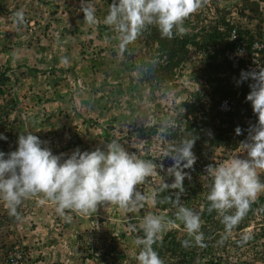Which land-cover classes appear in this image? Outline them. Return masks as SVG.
I'll return each instance as SVG.
<instances>
[{"label": "clouds", "instance_id": "clouds-1", "mask_svg": "<svg viewBox=\"0 0 264 264\" xmlns=\"http://www.w3.org/2000/svg\"><path fill=\"white\" fill-rule=\"evenodd\" d=\"M243 1H221V4L216 5L218 10L214 9L213 15H209L214 20L218 17V12L225 11L227 40L231 27L237 28L239 36L245 33V29L241 25L252 16L258 15L259 2L263 0H246V6H242ZM207 2L209 4L208 0H112L104 23L115 33L118 45L114 44L113 47L107 48L104 44L102 46L99 44V47L106 50V53L102 54L103 57L110 54L107 51H111V55H114L113 58L122 56V52L127 51L128 46L133 44L149 26H156L162 38L172 39L175 35L186 34L185 21ZM81 10L87 25L94 27L98 24L101 25L102 22L99 23L96 8L91 0H82ZM14 15L18 24L25 22L22 11H17ZM229 49L223 50L225 59L227 57L224 55V51ZM199 55L200 59L196 65L201 62L202 56ZM228 61L230 62V60ZM230 68L233 70L230 75L232 80L238 66L233 68L230 62ZM186 69L183 73L186 72ZM189 70L191 71L192 67ZM248 79H252L254 83L248 86ZM243 81L245 86L251 89L246 100L251 102L258 122L251 126L247 142H239L231 152L224 151L230 161L219 166L209 165L207 168V173L212 179L207 195L209 202L207 211L209 213L215 211L224 225V235L219 241L221 244L231 236L233 230L243 221L252 204L257 201L258 195L264 193V181L260 179L261 172H264V67H261L259 71H242L237 84ZM196 84L199 88V83L196 82ZM182 95L185 98V95ZM224 100L227 101L226 98L221 99L218 105L221 111L228 110V107L222 106ZM12 120H14L13 117L10 121ZM15 121L14 128H16L15 124H18V118ZM168 127H172V125H165L162 132L166 133ZM235 131L237 135L242 134L240 127H237ZM0 139L6 140L7 137L0 133ZM17 143L18 147L15 151L7 154L0 151V213H2L0 214V230L8 224L4 217H1L2 215L13 216L16 222L21 217L20 214L29 217V214L32 213L36 217L38 214L36 205L41 204L50 205V207L56 206L58 213L55 217H66V215L77 217L79 214L90 217L97 212L98 207L108 204L118 206L129 212L135 211L138 207H142L145 202V196L139 190V186L143 185L148 178L157 175V169L163 170V165H166L167 174L171 176L168 182L171 184L162 182L159 192L178 190L174 199L177 206L175 221H179L183 225L189 237V239L182 240L181 245L189 247L194 240L197 245L205 246L201 231L200 213L182 206L179 200L180 193L184 192L183 181L188 176V173L183 170L191 168L196 160L192 151L195 138L192 136L169 145L167 149L163 148L166 152L162 156V150L160 155L165 163L158 161L159 164L152 160L138 158L134 153L126 151L115 140L106 144V150L100 148L83 152L76 150L66 159H62L63 154L55 155L49 148L42 147L44 142L30 131L21 133ZM244 154H246V158L241 157ZM6 156L7 158H5ZM169 160L173 161L172 165L167 164ZM25 199L28 201L26 204L24 203ZM171 200V197H165L159 202L164 203ZM156 202L153 200V203ZM66 218L70 219V217ZM133 218L136 219V217L130 219ZM111 219V221H116L115 216H112ZM127 221L122 222L128 229ZM175 221L161 215L148 214L143 218L141 224L143 237H138L133 241L129 229L127 232H121L122 238L127 239L129 243H132V246L135 244L140 249L135 257L138 264H164L153 245L160 241L166 230L175 226ZM28 222L34 223L32 220ZM11 225H7L11 227L10 235L13 234L12 230L14 229ZM67 225H69L67 222H63L58 230L55 228L50 230L45 227L50 230V233L42 234L41 237H49L46 240L47 244L44 245L47 255L50 246L54 245L55 249L62 247H57L56 239L61 235V226L66 228ZM32 226L35 227L33 224ZM47 226L49 227V225ZM251 227L247 226L244 230L248 231ZM89 228H83L81 232L88 234L94 230V227ZM250 238V235L245 234L238 243H246ZM117 239L115 238L116 241ZM119 241L120 239L117 244ZM43 244L44 241H42ZM23 245L26 246L14 244L8 248V252L13 247L17 248L22 256L21 264L28 262L37 264V261H42L44 264L46 262L44 260L48 259L46 255L42 259L33 257L28 252L27 244L23 243ZM67 246L69 245L67 244ZM5 253L0 255V261L7 254ZM124 256L130 258L127 255Z\"/></svg>", "mask_w": 264, "mask_h": 264}, {"label": "trees", "instance_id": "trees-1", "mask_svg": "<svg viewBox=\"0 0 264 264\" xmlns=\"http://www.w3.org/2000/svg\"><path fill=\"white\" fill-rule=\"evenodd\" d=\"M106 1L103 0V3L109 7L106 10L98 9L96 12L98 19L101 17L99 11L105 17L109 12L111 3L109 1L106 3ZM246 5L247 1L244 0L242 6ZM215 10H218L217 6H215ZM3 11H5L4 1L0 0V15L3 14ZM209 13V7L205 4L185 21L186 34L175 35L172 39L162 38L156 26H149L133 44L128 46L127 51L122 52V59L118 65L114 64V55H111V51H107L110 54L103 57L102 54L106 53L103 47H98L95 52L89 51L88 59L84 57L81 59L86 60L83 62V64H87L86 70L100 75L103 78L101 84L108 85L109 92L115 91L116 94L124 92L120 87L119 73L121 71L128 72L130 79L134 80V84L129 82L126 92L131 95L130 100H134L127 102L128 105L135 108L137 107L135 99H141L143 89L166 91L175 88L178 85L177 79L186 67L192 66L189 79L194 83L198 82L199 88L181 89L180 92L184 93L185 98L179 103V106L173 107L171 114H167L163 108H158L154 112V121L149 125H140L134 129V132L144 142L141 150H147L152 139L159 138L160 146L167 149L169 145L179 142L185 137L195 138L192 151L196 160L191 168L183 170L188 173V176L183 181L184 192L180 193L179 200L182 206L200 213L205 246L197 245L194 240L189 247L181 245V241L189 239V237L183 225L179 221H175L177 206L174 199L178 190L160 193L159 187L163 183H157L151 185L152 191L150 192L152 203L153 200L157 201L153 203V208L156 209L154 215L174 220L175 226L166 230L160 241L153 247L164 264H264V193L258 195L257 201L252 204L246 217L222 244L219 241L224 235V225L215 211L211 213L207 211L209 203L207 195L210 191L209 185L212 183L211 176L207 173V168L212 161L210 158L214 154L216 157L226 159L224 151L231 152L239 142H247L251 126L258 122L251 102L246 100L251 89L245 86L244 81L237 84L241 72L245 71L241 65L243 61L240 62L238 70L231 80L230 75L233 70L230 68V62L223 56L225 48L233 49L232 42L227 40L225 11L218 12V17L214 20L209 17ZM82 15L84 16L83 11H81ZM71 18L69 16V21L72 20ZM104 19L101 25L95 26L98 31L107 27ZM77 28L74 26L69 29V32L71 33ZM105 39L109 41L108 37ZM114 44L118 45L116 39ZM192 52L202 56L198 65L193 62ZM136 68L139 69V74L132 75L131 71ZM108 78L111 80H106ZM9 80L10 77L0 69V95L4 93L3 87H6ZM94 88L96 89V87ZM114 98L116 99V97ZM224 98L228 102L227 111H221L218 108L220 100ZM9 102L10 100H8ZM6 105L0 104V133L7 137L6 140L0 139V151L5 154L17 149L18 136L22 133L15 130L14 123L10 120L7 121L8 109H6ZM165 125H172L167 128L166 133L162 132ZM108 127L110 126L107 128L105 126L103 131L113 129L112 126ZM237 127L241 128L242 134H236ZM83 151L88 150L84 147L81 152ZM241 157L246 158V154ZM142 158L159 164L158 159L150 155ZM169 161L167 164L172 165L173 161ZM260 179L264 181V172H261ZM147 182L150 184L149 178ZM167 183L171 184V182ZM165 197H171L172 200L160 203L159 201ZM24 203H28L27 199L24 200ZM4 215L1 217H4L6 223L15 224V217ZM139 221V219L133 218L126 222L133 241L144 235L141 229L142 222ZM247 226L252 227L246 231L244 228ZM110 231L101 233V240L97 245L93 244L91 233L74 232L73 243L83 250V253L86 252L90 259L93 258L103 264H118L123 259H126V264H138L135 257L140 249L134 244L132 246L134 257L125 258L126 256L117 250V241ZM245 234L250 235L251 238L246 243H238ZM8 250L6 249L5 252L7 253Z\"/></svg>", "mask_w": 264, "mask_h": 264}, {"label": "rangeland", "instance_id": "rangeland-1", "mask_svg": "<svg viewBox=\"0 0 264 264\" xmlns=\"http://www.w3.org/2000/svg\"><path fill=\"white\" fill-rule=\"evenodd\" d=\"M3 1L5 5V11H3V14L0 15V69L11 75L12 81L8 85L10 94H17V92L20 93L21 90H28L29 86L32 85L34 86V89H32L33 91L30 94H32L35 98H40V100H38L39 102L37 103L39 108L42 109L43 106L41 105H43L44 103V98H47V84L43 83V79L41 80L43 74L38 71V68L36 69V65L34 64V56H36L38 52V42L44 43L47 49L52 48V46L54 45L56 46L55 48H60L58 44L52 42V39L61 35L64 29L63 25H73L75 24V20L78 19L82 21V27H79L80 29L77 32H85L87 29L84 25L87 24L84 21V16H81L82 0ZM208 1L210 4L209 15L212 16L215 6L221 4V1L224 0ZM91 2L96 8V12H98V9L106 10L109 7L108 5H105L103 3V0H91ZM225 2H227V0H225ZM17 11H22L24 13L25 22L23 24H18L15 20L14 14ZM69 16L72 17L71 21H69L68 19ZM100 16L101 17L98 19L99 23H101L105 17L102 13L100 14ZM66 28L69 30L71 27L67 26ZM93 31L96 32L97 30L94 29ZM6 35L9 36V40H7ZM79 36L80 35H75V39L73 38V36H71L70 41L68 43L66 41L67 46H62V50H66V47H69V49L71 50V58H74L75 56L78 59L83 57L88 59L90 57L88 55L89 51L92 50L93 52H95V49L98 50L99 44L101 46L103 45V43L99 41L96 33L90 35V37ZM77 39L83 40L82 45L83 47H85L84 50H82L81 48H77ZM17 54L18 56H25L27 60V62L22 64V66L16 64L14 58ZM192 55L194 58L193 62L196 65V63L199 62L200 55L194 52H192ZM117 57L118 56L114 57V59ZM86 66L87 64L84 63L81 64L78 68L83 67L84 69H86ZM190 67L192 66L190 65L186 69V72L183 73L177 80L178 85L175 88L169 90L167 89L166 91H158L156 89L149 90L148 88L143 89V91L141 92V99H135V104L137 107L135 108V111L132 112V114H129L128 111H126L127 109H124L123 101L125 98H128V93L119 95V101L115 104H112L113 106H111L110 112H115V118L121 120V122L119 123V125L116 124L113 130L108 134L103 133V121L99 120V115L97 116L98 110L102 108L96 106L95 102L92 103L88 101V104H86L88 105L86 111L84 112V120H86V124L82 125L83 122L77 120L80 117L79 114L83 113V103L81 102V99L83 98L88 100L90 97V94L81 96L82 92L85 91L87 93L88 90H92L93 94L101 93L97 91L98 88H82L84 84H82L81 82L84 81H80V78L78 79L79 81H76L75 89H72V82H66L70 85V90H72L71 92H74V94L71 95V97L63 105V109H61L60 111L61 117L58 118L57 116H54V119L56 117L57 119L55 123L51 125L52 128H50V130L52 131H46V133H48L47 136L50 137V141H47V137H45V135L42 139L44 143L41 146L49 148L55 155L63 154L62 159H66L74 151H82L84 147H86L88 151H93L97 148L106 150V144L115 140L119 144H121L126 151H128L129 153H134L140 159H143L142 157L144 156L150 155L158 159V161L165 163V160L162 159L160 155L163 148H161L160 146L161 141H159V138H157L156 140L152 139V142L149 144L147 150H141L144 142L137 137V133L134 132V129L139 127L140 125L151 124L155 118L154 112L158 108H163L167 111V114H171L173 112V107L179 106L180 101L182 100V98H184V96L182 95L184 93L180 92L181 89L185 88L188 90H193L197 88L198 84L189 79ZM42 68H44V65L42 66ZM28 69L35 70L36 78L33 77L34 73L27 71ZM26 72L29 73V76L31 77L30 80L26 78V75L23 76V74ZM70 73L72 77H75L74 69H72ZM44 74L46 76L52 75L53 72L51 71V69H47L46 73ZM89 74L90 72L88 71L87 75ZM133 75H135V73H133ZM119 76H121L122 79H125V73L120 72ZM95 79L97 81V85L95 86H99L98 84L101 83V80L93 77V80ZM62 85L63 83L60 84V86ZM63 89L65 90L66 87L64 86ZM107 90L109 91V88ZM61 102L63 104L64 100ZM27 103L31 104V101L28 100ZM156 104L158 105L157 107L155 106ZM19 106L20 105H18V103L14 107L6 105V109H8V113L6 115L7 121L13 117L14 122H16L15 119L18 118V123L20 122V120L22 123L26 118L24 119L22 117L21 112H23V114L25 115L34 112V108H27V110L23 108V111H20ZM100 112L103 111L100 110ZM69 114L76 115L74 116L75 118L73 120L77 121V123H67V125H69L68 131L63 132L62 134H58V136L57 133L55 134V125L58 121H60L59 124L65 122V117H67V115ZM11 122L14 123L13 120ZM15 126L20 125L15 124ZM64 130H66V128ZM32 134L37 135L36 133ZM39 136L42 137L41 135ZM88 136L90 137L87 138ZM53 140L57 142H54ZM76 140H78V142H76ZM165 152L166 151L164 150L162 151V156H164ZM211 158L212 166H219L222 163L230 161L229 158L221 159L218 156L216 157L214 154ZM157 172V175L149 178L150 184L146 181L143 185L139 186V190L145 196V202L143 203L142 207H138L135 211L132 212L121 209L118 206L108 204L106 206L98 207L97 212L92 214L90 217L81 214H79L77 217L66 215V217H70V219H67L65 216L55 217V215L58 213L56 210V206L50 207V205L44 204H41L39 206L36 205V209L38 210V214L36 217L35 214L32 213L29 214V217L24 214H20L21 217L18 218V222L21 225V228L19 231L14 229L12 230L13 234L10 235L9 233L11 227L7 226L8 224H6L5 227L0 230V255L5 252V250L8 249L11 245L17 244L19 246H26L23 245L24 243L27 244L28 249H31L30 254L33 257L42 259L45 255L48 256V259L44 260L46 261L44 264H103L102 262L95 261V259L93 258L90 259V257H87V253H83V250L78 248L75 243L73 244L72 241L74 232H81L83 228L86 229L87 227H90L89 229H92L94 227V230L91 231V239L93 244L97 245V243H99L101 240V233L109 232L110 228H112V231L110 232L113 234L114 238H118L117 241L120 239L117 244L118 250L130 258L133 257L132 243H129L127 239L122 238L121 235L122 231L127 232L128 230L127 227L123 225L122 221L129 220L132 217H136V219L140 220L139 222H143V218L146 215L154 214L156 209L153 208L152 197L150 195V192L152 191L151 185L162 182L167 183L171 178V176L167 174L166 165H163V170L161 169L159 171L157 169ZM112 216L116 217V221H111ZM98 219L101 221L97 222L99 221ZM29 220H32V222H34L32 224L35 227H33L32 224L28 222ZM63 222H67V224L69 225H67L66 228L61 226V235H59V237H57L56 239V242L58 243L57 247L62 246L60 249H55L60 253V257L54 255L52 256L53 253H51V251H53V249L51 246L48 249L49 252L47 255L46 249H44L42 245V241H44V238L41 237L43 236L42 234H45L43 233V230L46 229L45 227L50 230H52L53 228L58 230ZM47 225H49V227ZM50 230L46 229V234L50 233ZM16 232H19L20 234ZM67 244L70 247L67 246ZM49 257H51L52 259H50ZM126 263V259L123 263L122 261L118 262V264ZM37 264L43 263L42 261H37Z\"/></svg>", "mask_w": 264, "mask_h": 264}, {"label": "crops", "instance_id": "crops-1", "mask_svg": "<svg viewBox=\"0 0 264 264\" xmlns=\"http://www.w3.org/2000/svg\"><path fill=\"white\" fill-rule=\"evenodd\" d=\"M108 1L110 3H112L111 0H107L106 3ZM101 13L102 12L99 11V14H101ZM67 26H69L71 28H73L74 26H77L78 28L71 31V33H70L69 30L66 28ZM67 26L64 25V28L67 30H63V32L61 33L60 36H57L56 38L52 39V42L58 44L60 46V48L57 49V48H55L56 46L54 45V46H52V48L47 49L45 44L42 42H38V45H37L38 52H37L36 56H34L35 57V60H34L35 63L34 64L36 65V69L38 68V71H40V73L43 74V77L41 78V80L43 79V83L47 84V90H46L47 98H44V103H43V105H41V106H43L42 109L39 108L38 103H37V102H39L38 100H40V98H38V97L35 98L32 94H30L33 91L32 89H34V86H32V85L29 86L28 90H25V91L21 90L20 93L17 92V94H10L9 93L10 90H8V88H9L8 85L10 84L12 79H11V75L5 72V74L10 77V80H9V83L6 85V87H3L4 93L0 95V104L6 105V101H7V105H10V107H14L18 103V105H20L19 106L20 111H23V108L25 110H27V108H34V112H32V113L27 112L28 114L25 115L22 112V117L24 119L25 118L26 119L22 123L20 120V122L18 123L20 126H16L15 130H19L22 133L29 132V131L32 133H36L38 135V137L41 139V141L45 135H46L45 137H47L46 138L47 141L48 142L50 141V137L47 136L48 133H46V131H52V130H50V128H52L51 125L55 123L57 117L58 118L61 117L60 111H61V109H63V105L67 102V100L71 97V95L74 94V92H71L72 90H70V85L67 84L66 82H68V83L72 82V87H73L72 89H75L76 81H79L78 80L79 78H80V81H84V82H81L82 84H84V86L82 88L86 89V88L93 87V89H94V87H97L98 88L97 91H99L101 93H98V94L94 93L93 94L92 90H90V91L88 90L87 93L85 91L82 92L81 96L85 95V94H90V97L88 100L83 99L81 97L82 98L81 102L83 103V105H82L83 113L79 114L80 117L77 120L83 122L82 125L86 124V122H85L86 120H84V117H85L84 112L86 111V109L88 107V105H86V104H88V101H90L92 103L95 102L96 106H99L100 108H102V109L98 110V114H97V116L99 115L98 116L99 120L103 121L102 122L103 123L102 128H104L105 126H106V128H107V126H110V127L112 126V128H114L116 124L119 125V123L121 122V120H118L117 118H115V115H114L115 112H110V108H111V106H113L112 104H115L119 101V95H121L122 93L116 94L115 91L109 92L107 90L108 85L103 86V84H101V83L98 84L99 86H95V85H97V81H96V79L93 80V77H95L99 80H102L103 78L96 73L95 74L91 73L89 70H86L83 67L78 68L81 64H83V62H86V60L81 59V58L78 59L75 56H74V58H76V59L71 58L70 57V51L71 50L69 49V47H66V50H62V46H67L66 41L68 43L70 41L71 36H73V38L75 39V35H80L79 37H83V36L90 37V35H93L95 33H96L97 37L99 38V41L102 42L107 48L111 47V46L113 47L114 46V40H115V33L108 26L105 27L104 29H99V31H98L96 29V27L89 26V25H84V26L86 27L87 30L90 29V31L86 30L85 32H77L80 29L79 27H82V21L80 19L75 20V24H73V25L68 24ZM94 28L97 30L96 32L93 31ZM11 37H12V34H11ZM106 37H108L109 41H106V39H105ZM7 40H9V36H7ZM77 42H78V44L76 45L77 48L78 49L81 48L82 50H84L85 47H83V45H82L83 40L77 39ZM133 49H134V47H133ZM133 53H134V50H133ZM14 59L16 61V64H18L19 66H22V64L27 62L25 56H22V55L18 56V54L16 55V57ZM121 59H122V56H119L117 59H114L113 60L114 64L118 65V62L121 61ZM7 61H9V60H7ZM43 65H44V68H42ZM9 68H8V70H9ZM47 69H51L53 74L46 76L44 73H46ZM72 69H74V76L75 77H72V75L70 73V71ZM27 71L34 73L33 77H35V70H29L28 69ZM88 71L90 72L89 75H87ZM121 72L125 73V79H122L121 76L119 78V80H121L120 81L121 82V85H120L121 90H124L123 94H125V93H127L126 92V88H127L126 86L129 85V82L134 84V80L130 79V75L128 72H125V71H121ZM131 72H132V75H133V73L139 74V69L136 68ZM25 75H26V78L28 80L31 79L28 72L23 74V76H25ZM90 75H91V77H90ZM22 78H24V77H22ZM109 79L111 80V78H108L106 80L109 81ZM61 83H63L62 86H60ZM64 86L66 87L65 90L63 89ZM50 88H51V91H50ZM114 97H116V99ZM62 99L64 100L63 104L61 102V101H63ZM130 99H131V95L128 93V98L127 99L125 98L123 101L124 102V109H127L126 111H128L129 114H131L132 112L135 111L134 106L132 107V106L128 105L127 101ZM8 100H10L9 103H8ZM28 100L31 101V104L27 103ZM133 100H130V102H132ZM100 110L103 112H100ZM48 112H50V113H48ZM54 116H57V117L54 119ZM74 116H76V115H72V114L67 115V117H65V122H63L61 124H59L60 121H58L55 125V129H56L55 134L57 133V135H58V134H62L63 132H67L69 129V125H67V123H72V124L77 123V121L73 120L75 118ZM78 123H80V122H78ZM110 127H108V128H110ZM65 128H66V130H64ZM112 130H109L106 132L103 131V133L108 134ZM39 135H41L42 137H40ZM89 137L90 136H88L87 138H89ZM75 139H77V138H75ZM53 141L57 142L55 140H53ZM76 142H78V140H76ZM11 226H12V228H14L16 230L18 229L17 231H19L20 230L19 228L21 225L19 224V222H15V224H12ZM45 231H46V229L43 230V233L46 234ZM16 233L20 234L19 232H16ZM47 238H49V237L48 236L44 237L43 248H46V247H44V245L47 244V242H46ZM51 247L53 249V251H51V253H53L52 256L54 255V256L60 257L59 256L60 253L57 250H55V246L52 245ZM28 252L30 254L31 249H28ZM49 258L52 259L51 257H49ZM27 264H31V263L28 262Z\"/></svg>", "mask_w": 264, "mask_h": 264}, {"label": "built area", "instance_id": "built-area-1", "mask_svg": "<svg viewBox=\"0 0 264 264\" xmlns=\"http://www.w3.org/2000/svg\"><path fill=\"white\" fill-rule=\"evenodd\" d=\"M258 15L247 19L241 26L245 33L239 36L237 28L231 27L229 42L233 49L225 50L224 55L232 63V67H239L240 62L246 72L259 71L264 67V0L259 2ZM254 83L247 80L248 86ZM222 106L228 107L227 101H222ZM22 256L16 247H13L0 261V264H21Z\"/></svg>", "mask_w": 264, "mask_h": 264}]
</instances>
